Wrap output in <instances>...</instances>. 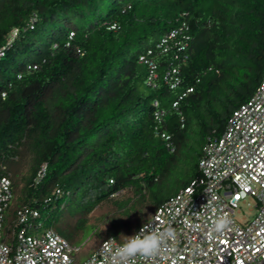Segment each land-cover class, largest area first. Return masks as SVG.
<instances>
[{
  "label": "trees",
  "instance_id": "obj_1",
  "mask_svg": "<svg viewBox=\"0 0 264 264\" xmlns=\"http://www.w3.org/2000/svg\"><path fill=\"white\" fill-rule=\"evenodd\" d=\"M180 22L185 47L154 52L158 77L146 85L138 56ZM12 28L0 58V174L12 190L5 223L25 206L37 231L78 247L90 215L109 204L91 252L109 237L124 243L198 177L201 146L251 96L264 65V0H0V45ZM171 66L172 90L161 80Z\"/></svg>",
  "mask_w": 264,
  "mask_h": 264
},
{
  "label": "built area",
  "instance_id": "obj_2",
  "mask_svg": "<svg viewBox=\"0 0 264 264\" xmlns=\"http://www.w3.org/2000/svg\"><path fill=\"white\" fill-rule=\"evenodd\" d=\"M32 22L30 19L29 28ZM187 31V25L180 22L160 38L155 50L147 49L138 56L137 63L147 69L146 85L154 86L158 77L154 52L164 54L171 47L181 51L189 39ZM16 35L15 28L7 32L0 58ZM161 80L174 89L179 83L178 68L169 67ZM190 92L186 89L179 99ZM179 99L171 108L177 109ZM152 106L157 108L158 103L153 101ZM178 115L182 120L180 112ZM162 116L163 110L156 109L153 120L159 122ZM160 138L169 140L163 133ZM167 146L172 151L169 142ZM44 169L42 164L34 181L42 177ZM197 171L196 179L156 207L130 236L144 224L174 230L175 238L157 264H264V66L251 96L231 113L219 136L201 146ZM247 197L255 202V214L239 225L232 214ZM11 198L9 178L0 174V264H114L113 250L121 244L111 237L78 260L80 247L71 246L50 229L37 231L28 221L37 216L35 210L23 206L6 224L4 214ZM222 219L227 224L217 230ZM129 264L148 262L137 256Z\"/></svg>",
  "mask_w": 264,
  "mask_h": 264
},
{
  "label": "clouds",
  "instance_id": "obj_3",
  "mask_svg": "<svg viewBox=\"0 0 264 264\" xmlns=\"http://www.w3.org/2000/svg\"><path fill=\"white\" fill-rule=\"evenodd\" d=\"M226 224V220H220L216 224L217 230L224 228ZM174 238L175 232L170 227L157 229L149 224H144L137 233L126 236V242L113 250V262L114 264L115 262L129 264L131 259L139 256L148 264H157V258L164 255L169 241Z\"/></svg>",
  "mask_w": 264,
  "mask_h": 264
},
{
  "label": "rangeland",
  "instance_id": "obj_4",
  "mask_svg": "<svg viewBox=\"0 0 264 264\" xmlns=\"http://www.w3.org/2000/svg\"><path fill=\"white\" fill-rule=\"evenodd\" d=\"M153 40H155V38H153ZM149 43L151 42L148 41V43L145 44H147L148 46ZM118 195L121 196L122 194L120 193ZM254 203V200L249 197H247L245 201L238 203L236 209H234V212L232 214L233 220L239 225H243L247 221H249L255 214ZM135 209L136 208H134V210ZM111 210V205L103 204V206H100L90 215L89 223L84 227L79 235L78 247H80V250L76 254V259H83L101 240L104 233V224L109 222L107 214ZM141 211L142 210L137 208V214H139ZM116 219L119 220L118 215L116 216Z\"/></svg>",
  "mask_w": 264,
  "mask_h": 264
},
{
  "label": "snow or ice",
  "instance_id": "obj_5",
  "mask_svg": "<svg viewBox=\"0 0 264 264\" xmlns=\"http://www.w3.org/2000/svg\"><path fill=\"white\" fill-rule=\"evenodd\" d=\"M246 191H247V189H245ZM237 198H239V197H237Z\"/></svg>",
  "mask_w": 264,
  "mask_h": 264
}]
</instances>
